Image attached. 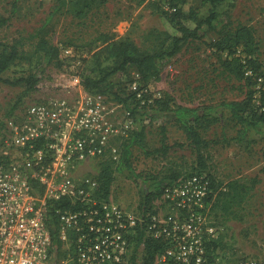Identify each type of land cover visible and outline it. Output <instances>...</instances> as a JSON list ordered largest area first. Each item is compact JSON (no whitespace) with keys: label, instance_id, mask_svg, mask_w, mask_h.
Here are the masks:
<instances>
[{"label":"rangeland","instance_id":"obj_1","mask_svg":"<svg viewBox=\"0 0 264 264\" xmlns=\"http://www.w3.org/2000/svg\"><path fill=\"white\" fill-rule=\"evenodd\" d=\"M14 1L0 0V10L12 15L0 31V41L21 38L25 52L4 73V78L15 79L36 69L39 83L35 90L26 93L23 85L0 80V151L8 118L57 87L72 82L71 77L77 72L82 74L85 65L93 74L96 61L91 49L101 43L102 33L114 34L116 38L130 37L144 50L165 49L174 33L164 16L165 11H172L168 0H89L83 15L77 9L85 0H18V9L13 14ZM189 2L203 17L212 8L203 0ZM216 11L218 17L213 27L206 24L199 38L190 40L176 55L166 57L159 74L144 81L153 93L161 92L162 100L171 108L180 104L216 105L223 100L243 99L250 91L258 97L264 89V0H227ZM44 24L47 38L61 47L62 61L44 66L43 70L42 54L36 52L39 38L31 35ZM247 31L253 36V43L242 38ZM238 35L239 40L235 38ZM234 45L241 47L237 53L232 50ZM67 47H72L73 53L63 54ZM246 67L251 70L247 72ZM137 73L131 65L129 76L120 73L114 80L129 87V79ZM123 110V107L117 110L120 117ZM239 128L235 120L227 117L202 128L203 136L210 142L203 150L204 171L210 176L216 195L234 179L248 185L256 179L245 199L229 211L211 206L212 220L218 228L212 239L218 240V264H246L249 259L264 263V138L258 137L251 143L247 138L240 140ZM134 129L141 134L133 138L131 161L140 176L136 177L129 169L116 172L111 197L136 215L143 211L166 214L171 208L161 202V197L143 205L149 190L147 177L161 178L173 172L190 175L198 170L197 149L169 111L135 115ZM99 167L100 160L92 161L85 165L84 171L97 173ZM215 197L210 195V204L213 205ZM140 244L141 241L136 251ZM145 251L144 246L143 256Z\"/></svg>","mask_w":264,"mask_h":264},{"label":"built area","instance_id":"obj_2","mask_svg":"<svg viewBox=\"0 0 264 264\" xmlns=\"http://www.w3.org/2000/svg\"><path fill=\"white\" fill-rule=\"evenodd\" d=\"M73 51L67 47L63 54ZM135 76L130 88L143 104L162 96L149 85L141 87L140 74ZM71 81L5 122L0 264H218L208 250L218 232L210 176L194 172L168 184L160 196L171 208L166 214L136 215L111 195L103 198L99 171L87 173L85 165L119 161L135 118L107 95L87 90L79 72ZM147 238L162 245L148 263L141 252Z\"/></svg>","mask_w":264,"mask_h":264},{"label":"trees","instance_id":"obj_3","mask_svg":"<svg viewBox=\"0 0 264 264\" xmlns=\"http://www.w3.org/2000/svg\"><path fill=\"white\" fill-rule=\"evenodd\" d=\"M88 1L85 0L84 4L77 9L78 14L83 15L85 13V8L89 6ZM189 1L168 0L172 11H165L164 16L166 17V21L174 28V33L171 35V42L165 49L144 50L130 37L116 38L114 34L102 33L99 37L101 43L93 46L91 49L93 51L92 56L96 61V65L91 70L93 74L89 72L90 69L86 68L85 65V69L81 75L83 77V84L87 90L107 95L111 100L122 104L125 109L131 111L134 118L135 115L142 116L144 114H151L153 111L154 115H158L159 112H171L176 123L184 129L188 138L197 149L199 165L198 170L194 172H203L206 166L203 150L210 142L203 136L202 128L208 127L212 122L224 120L226 117L231 118L240 126L238 139L246 140L247 138L249 143H251L258 140V137L264 138V89L260 90L258 97L255 96L254 91H250L243 99L223 100L216 105L192 107L180 104L176 108H171L168 103L162 100L163 96L156 98L153 103L143 104L141 99L137 97V93L130 88V85L126 87L121 85L117 79L114 80L120 73L129 76L130 66L133 65L140 74V86H147L148 82L144 81H148L153 76L159 74L162 61L166 57L176 55L190 40L199 38L201 30L206 24L209 27L214 26V22L218 17L217 6L227 0H203L204 3L212 5L210 13L205 17ZM13 5L14 14L18 9V0H15ZM11 18L12 15H7L0 10V31L10 22ZM31 37L39 38L36 52L42 54L40 66H43V70L46 66L59 64L62 61L60 57L61 47L52 43L47 38L45 24L34 35L32 34ZM243 37L247 41H250V43H253V36L248 31L244 36L242 35ZM235 38L239 40L241 36L238 35ZM246 44L249 45V42ZM240 49V45L232 47L235 53ZM24 52L25 49L21 38L12 42L0 41V80L11 85H23L26 93H29L35 90L39 83V74L36 69L28 70L23 76L15 79L4 78V73L17 60L23 57ZM249 67H246L247 72L251 68ZM134 80L135 78L129 79L130 84ZM136 134L140 135L141 131L134 129L131 137L123 141L122 156L119 161L107 158L100 162L97 177L100 183L99 193L103 198L107 199L111 195L116 172H123L129 169L136 177L140 176L133 168L131 161L133 138ZM167 147V143L164 140L163 148L166 149ZM180 175L178 172H173L161 178L156 176L147 177V188L149 190L144 197L143 205L160 197L165 187L178 179ZM255 183L256 179L255 182H252V185L243 183L240 179H234L230 181L226 190L220 191L217 195L216 189L212 185L213 192L211 193V198L213 197L214 199V196H216L212 208H219L225 212L229 211L235 204L245 199L253 186H255ZM144 209L148 210V208ZM143 236V232L139 234L140 241L143 240ZM217 241L214 239L208 243L211 261L217 260L216 252L219 246ZM160 248H162L160 242L147 238L145 242L146 251L144 253L145 262H151Z\"/></svg>","mask_w":264,"mask_h":264}]
</instances>
